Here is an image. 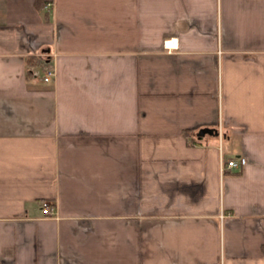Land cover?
I'll return each instance as SVG.
<instances>
[{
  "label": "crops",
  "instance_id": "1",
  "mask_svg": "<svg viewBox=\"0 0 264 264\" xmlns=\"http://www.w3.org/2000/svg\"><path fill=\"white\" fill-rule=\"evenodd\" d=\"M36 2L0 0V264H264V0Z\"/></svg>",
  "mask_w": 264,
  "mask_h": 264
},
{
  "label": "built area",
  "instance_id": "2",
  "mask_svg": "<svg viewBox=\"0 0 264 264\" xmlns=\"http://www.w3.org/2000/svg\"><path fill=\"white\" fill-rule=\"evenodd\" d=\"M54 71L49 70L45 74V82L50 83L54 79ZM247 164V159L245 157H239L227 161L222 165V172L232 171V170H241ZM42 213L44 217H49L53 214L52 205L49 201L45 200L42 202ZM223 219V216L221 217Z\"/></svg>",
  "mask_w": 264,
  "mask_h": 264
},
{
  "label": "trees",
  "instance_id": "3",
  "mask_svg": "<svg viewBox=\"0 0 264 264\" xmlns=\"http://www.w3.org/2000/svg\"><path fill=\"white\" fill-rule=\"evenodd\" d=\"M44 4H46L44 2V0H37V2H36V6L39 8L42 7V5H44ZM27 62L29 64L30 68L40 67L42 70H44L46 72L49 70H52V67L49 64L43 63L41 59L36 58V57H30ZM29 75H32L31 71L28 72V76ZM184 136L189 137L190 134H188V132H184ZM195 138H198V137H195ZM193 142H194V139L189 140V144H192Z\"/></svg>",
  "mask_w": 264,
  "mask_h": 264
},
{
  "label": "water",
  "instance_id": "4",
  "mask_svg": "<svg viewBox=\"0 0 264 264\" xmlns=\"http://www.w3.org/2000/svg\"><path fill=\"white\" fill-rule=\"evenodd\" d=\"M219 132L216 129L213 128H203L201 129L197 136L198 137H205V136H218Z\"/></svg>",
  "mask_w": 264,
  "mask_h": 264
}]
</instances>
